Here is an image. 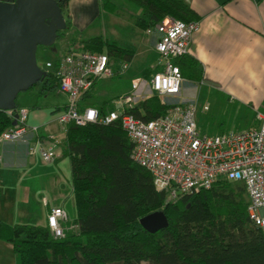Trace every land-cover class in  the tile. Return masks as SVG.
<instances>
[{"label":"trees","instance_id":"16d2710c","mask_svg":"<svg viewBox=\"0 0 264 264\" xmlns=\"http://www.w3.org/2000/svg\"><path fill=\"white\" fill-rule=\"evenodd\" d=\"M99 1L102 11H117L111 0ZM124 1L140 12L134 25L143 30L165 18L183 22L199 19L183 0ZM57 2L64 16L69 0ZM64 36L65 31L59 32L57 39ZM69 44L73 47L70 52H106L113 60L131 61L133 57L132 51L102 36L72 38ZM174 64L183 79L202 80L198 62L188 54L175 59ZM150 75L149 70L142 74L145 79ZM38 84L41 94L55 93L58 88L50 71ZM88 93L79 100L80 110L94 106ZM19 109L17 104L16 111ZM111 110L97 108L102 116ZM165 110L163 101L151 96L127 113L148 122ZM12 122L7 111L0 110V134L12 127ZM132 149L118 120L108 125L69 123L61 157L70 165L75 206L71 223L78 229L54 239L47 226L0 221V241L12 245L16 264H264V234L248 219L242 185L219 181L208 190L166 203L164 194L154 189L148 171L132 162ZM159 211L168 227L148 233L139 220Z\"/></svg>","mask_w":264,"mask_h":264},{"label":"built area","instance_id":"2783aa9c","mask_svg":"<svg viewBox=\"0 0 264 264\" xmlns=\"http://www.w3.org/2000/svg\"><path fill=\"white\" fill-rule=\"evenodd\" d=\"M197 30L195 21L172 18H165L147 29L146 34L155 32L158 36L151 77L148 81L132 80L131 93L118 97L114 101L115 108L104 116L92 107L80 110L79 100L96 81L124 74L129 62L120 63L115 70L106 52L87 51L67 52L54 62H48L46 72H52L58 80L57 91L67 97L56 122L65 134L69 123L85 126L120 121L133 145L132 162L148 171L154 189L164 194L166 203L208 190L219 181L242 185L248 219L264 234V110L256 114V127L207 136L202 135L196 125L195 102H179L184 79L174 60L189 54ZM147 93L159 97L166 110L161 117L145 122L127 111L137 105L140 98H146ZM7 113L13 120V115L17 114V122L0 134V142L19 141L28 132L36 131L27 125L25 108ZM34 151L30 149L31 154ZM39 153L44 163H53L60 156V151L53 148ZM46 226L54 239L64 238L66 232L78 229L77 225L68 223L66 212L58 207L50 210Z\"/></svg>","mask_w":264,"mask_h":264},{"label":"crops","instance_id":"0c3cea01","mask_svg":"<svg viewBox=\"0 0 264 264\" xmlns=\"http://www.w3.org/2000/svg\"><path fill=\"white\" fill-rule=\"evenodd\" d=\"M183 1L199 17L195 21L198 30L193 35L188 54L198 62L202 70V80L199 84L215 91L218 95H223L229 103H237L238 113L245 116L249 111L256 119V114L264 110V0ZM99 2V0H69L65 12L69 27L66 24V29L70 31L72 29L77 35L76 39H82L79 34L100 16L102 10ZM134 21L132 17L127 19V22L133 25ZM146 30H144L145 40L131 42L136 47V52L119 45L133 52L131 61L119 60L131 64L136 56H140L143 61L151 53L154 55L153 61L157 58L155 44L158 36L155 32L148 35ZM152 67L151 62L148 69L151 74ZM136 78L141 77L132 78L130 86L131 81ZM189 83L198 82L189 81ZM90 91L92 90H88L92 98L91 102L94 103L92 108L103 106L115 108L114 101L112 106L106 105L104 100L97 102ZM129 92L128 89L120 96ZM56 93L65 97V103L61 107L56 106L51 109L52 116H48L39 105H32L31 113L27 116V125L36 131L28 132L25 138L19 141L0 142V221L8 225L29 224L26 220L33 217L30 210L25 207L26 201L22 203L19 197L23 194L28 200L37 190L38 162L49 176L40 183L41 192L45 194L42 197L44 221L37 219L35 226H46L50 210L58 207L65 211L64 202L72 197L71 186L68 192L64 187L68 186V173L65 172V175L59 168V165L62 167L64 163L61 155L65 134L56 122V116L66 106L67 97L58 91ZM257 125L258 121L256 125L241 131ZM31 148L35 149L33 154L30 153ZM52 148L60 151L59 158L53 163H44L40 157V150ZM15 202L20 207L15 206ZM4 251H13V247L10 243L0 241V261L4 260ZM14 259L16 264V256Z\"/></svg>","mask_w":264,"mask_h":264},{"label":"rangeland","instance_id":"374dc122","mask_svg":"<svg viewBox=\"0 0 264 264\" xmlns=\"http://www.w3.org/2000/svg\"><path fill=\"white\" fill-rule=\"evenodd\" d=\"M111 1L117 6L116 13L109 14L108 12L101 11L100 16L94 20L91 26L79 35L82 39L102 36L109 41H116L118 45L124 48L133 49L136 52V47L131 43L132 40L142 42V40H145L146 37L143 29L127 22V19L131 17L135 19L140 15V12L124 0ZM63 17L69 27L66 14ZM67 29L64 30L65 36L61 39H56L55 43L50 48L41 46L38 47L36 62L42 70H47L46 64L48 62H54L58 57L70 52V49H73V47H70L69 42L72 38L76 39L77 35L74 34L72 29L71 31ZM153 58L154 55L152 53L149 54L143 61L140 56H136L131 64H129V68L124 74L96 81L91 91L94 99L97 102L104 100L106 105L112 106L113 101L117 100L118 97L127 92L128 89L130 90V80L132 78H142V72L149 69L151 62L153 65L156 63V58L154 61ZM111 59L113 60L112 57ZM123 62V60L119 59L114 60L112 65L113 69H117L120 63ZM40 88V84L33 86L31 90L21 93L16 102L19 106L25 107L28 114L31 113L32 105L37 104L39 107L43 108L44 112L48 116H52L51 112L53 110L51 109H54L56 106L61 107L65 103V97L57 94L56 92L41 94ZM181 88L182 91L179 97V102L189 100H193L195 102L196 125L202 135L216 136L229 132L241 131L247 127L254 126L257 123L255 116H253L249 111L245 116H243L236 111L237 103H229L226 97L218 95L215 91L203 86L202 84L189 83V81L186 80L182 82ZM129 93H131V91ZM148 97L151 96L147 93L146 98ZM144 99L145 98H140L138 102ZM205 107L207 108L206 110L204 109ZM29 116H31V114ZM63 162V166L61 167L59 165V168H61L60 170H62L64 174L65 172L68 173V186H64L68 192L70 190V165L68 160L65 158H63ZM38 167L39 178L37 190L32 193V196H30L28 200L23 194L19 197L22 203H25L26 201L25 207H27L33 215L32 218L26 220L28 221L26 223H29V225H35V223H37V219L44 221L42 197L45 194L41 192L40 183L45 181L49 174L44 171V167H42L40 162H38ZM15 203V206L20 207L17 202ZM64 209L68 216V223L70 224L75 216V206L72 197H69L66 202H64ZM3 253L4 260L0 261V264H14V251H4Z\"/></svg>","mask_w":264,"mask_h":264},{"label":"water","instance_id":"95a60500","mask_svg":"<svg viewBox=\"0 0 264 264\" xmlns=\"http://www.w3.org/2000/svg\"><path fill=\"white\" fill-rule=\"evenodd\" d=\"M66 23L57 0H0V110L17 109L18 96L43 81L47 72L36 62L38 47H51ZM14 114L12 126L16 125ZM154 234L168 227L163 212L139 220Z\"/></svg>","mask_w":264,"mask_h":264}]
</instances>
